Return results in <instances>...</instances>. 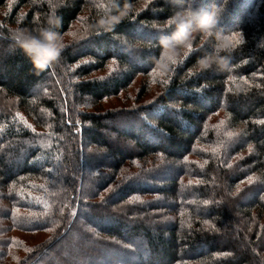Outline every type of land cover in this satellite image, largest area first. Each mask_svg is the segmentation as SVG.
<instances>
[{
	"label": "trees",
	"instance_id": "1",
	"mask_svg": "<svg viewBox=\"0 0 264 264\" xmlns=\"http://www.w3.org/2000/svg\"><path fill=\"white\" fill-rule=\"evenodd\" d=\"M43 230L18 264H264V0H0V246Z\"/></svg>",
	"mask_w": 264,
	"mask_h": 264
},
{
	"label": "rangeland",
	"instance_id": "2",
	"mask_svg": "<svg viewBox=\"0 0 264 264\" xmlns=\"http://www.w3.org/2000/svg\"><path fill=\"white\" fill-rule=\"evenodd\" d=\"M182 47L187 48V45H183ZM170 51H174V48H170ZM170 60L173 59L170 58ZM158 72L159 71L154 72L155 73L154 75H156ZM153 77L151 76V78ZM147 79H150V77H146V78L141 77L138 83H136V86H134L133 89L131 90L133 94H136V90L141 86V83L147 82ZM157 83L158 84H156L155 82L151 83L152 95H154L156 91L159 92L161 90V85H159V81ZM124 98H127V95L124 94ZM119 100L120 99L113 100L111 103L114 105L116 104L118 105L122 103V100L120 101ZM132 101L134 100L132 99ZM108 105L109 107H112L110 106L111 105L110 103H108ZM221 115L223 116L222 112ZM49 234H50V230H43L39 232H23V231L14 232L12 235L13 237L11 238L9 244L5 247V249L4 250L2 249L4 248V246L2 247L0 246V249H2L0 250V264H18L21 257H23L31 247L46 239L49 236Z\"/></svg>",
	"mask_w": 264,
	"mask_h": 264
},
{
	"label": "clouds",
	"instance_id": "3",
	"mask_svg": "<svg viewBox=\"0 0 264 264\" xmlns=\"http://www.w3.org/2000/svg\"><path fill=\"white\" fill-rule=\"evenodd\" d=\"M25 48H28L29 46L27 44L24 45ZM56 53L54 52H49L48 55L50 56H54Z\"/></svg>",
	"mask_w": 264,
	"mask_h": 264
},
{
	"label": "snow or ice",
	"instance_id": "4",
	"mask_svg": "<svg viewBox=\"0 0 264 264\" xmlns=\"http://www.w3.org/2000/svg\"><path fill=\"white\" fill-rule=\"evenodd\" d=\"M210 21H205V26L209 23ZM41 66H43V65H41Z\"/></svg>",
	"mask_w": 264,
	"mask_h": 264
}]
</instances>
